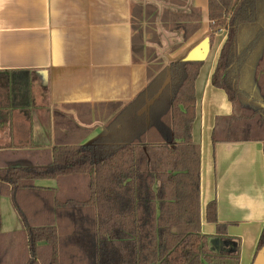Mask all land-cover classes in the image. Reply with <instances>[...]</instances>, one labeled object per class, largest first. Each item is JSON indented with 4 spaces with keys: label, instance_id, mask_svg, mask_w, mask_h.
Returning a JSON list of instances; mask_svg holds the SVG:
<instances>
[{
    "label": "trees",
    "instance_id": "trees-1",
    "mask_svg": "<svg viewBox=\"0 0 264 264\" xmlns=\"http://www.w3.org/2000/svg\"><path fill=\"white\" fill-rule=\"evenodd\" d=\"M207 9L210 30L225 32L210 83L231 105L229 116L215 120L212 145L264 148V0H207ZM199 23L190 8L171 15L170 29L186 41ZM202 65L153 67L145 89L92 144L55 146L45 166L0 169V199L10 200L20 223L3 233L0 216V264H238L235 243L223 250L215 202L206 221L216 225L217 251L200 231V153L191 125ZM39 180L57 187H37ZM263 246L264 228L256 254Z\"/></svg>",
    "mask_w": 264,
    "mask_h": 264
},
{
    "label": "crops",
    "instance_id": "crops-1",
    "mask_svg": "<svg viewBox=\"0 0 264 264\" xmlns=\"http://www.w3.org/2000/svg\"><path fill=\"white\" fill-rule=\"evenodd\" d=\"M190 8L199 12L200 27L182 42L170 29L171 15H186ZM209 25L207 0H0V169L45 166L55 146L92 144L105 134L107 119L145 89L156 64L184 60L207 38L191 125L200 153V231L218 250L216 225L206 221V206L215 202L228 241L223 250L235 243L238 264H252L264 218L246 221L228 197L264 191V148L212 145L215 120L229 116L231 105L210 83L225 35ZM35 185L55 189L57 182ZM0 216L3 233L20 229L6 197Z\"/></svg>",
    "mask_w": 264,
    "mask_h": 264
},
{
    "label": "clouds",
    "instance_id": "clouds-1",
    "mask_svg": "<svg viewBox=\"0 0 264 264\" xmlns=\"http://www.w3.org/2000/svg\"><path fill=\"white\" fill-rule=\"evenodd\" d=\"M229 203L233 208L245 212L244 219L248 222L264 218V191L257 190V195L241 192L239 195L230 194Z\"/></svg>",
    "mask_w": 264,
    "mask_h": 264
},
{
    "label": "water",
    "instance_id": "water-1",
    "mask_svg": "<svg viewBox=\"0 0 264 264\" xmlns=\"http://www.w3.org/2000/svg\"><path fill=\"white\" fill-rule=\"evenodd\" d=\"M209 49V39L206 38L198 46L193 48L183 61L202 62L206 58ZM213 242V240L210 241L209 245L212 246ZM253 264H264V246L256 254Z\"/></svg>",
    "mask_w": 264,
    "mask_h": 264
},
{
    "label": "rangeland",
    "instance_id": "rangeland-1",
    "mask_svg": "<svg viewBox=\"0 0 264 264\" xmlns=\"http://www.w3.org/2000/svg\"><path fill=\"white\" fill-rule=\"evenodd\" d=\"M218 30H216L215 32H217ZM224 32V31H223ZM222 32V33H223ZM176 34L178 35V37L179 38H181V41H182V33L181 32H179V31H176ZM224 35H225V32L223 33ZM213 35H214V33H212L211 34V38L213 37ZM149 39H152V36H149ZM188 40V39H187ZM186 40V41H187ZM182 42H185V41H182ZM179 46V45H178ZM174 47V46H173ZM175 48H177L176 46H175ZM214 50V49H213ZM212 54H213V51H212ZM211 57H212V55H211ZM156 66V68H161V67H163L164 66V64H162V65H155ZM8 212H9V215H8ZM8 212H7V210L5 211V213H4V219H5V222L7 223V222H10V219L11 218H9V216L11 217V215H12V213H11V211H10V208L8 207ZM8 226H10V225H8Z\"/></svg>",
    "mask_w": 264,
    "mask_h": 264
}]
</instances>
